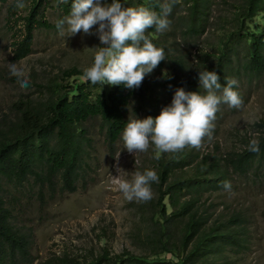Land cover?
Returning a JSON list of instances; mask_svg holds the SVG:
<instances>
[{
  "label": "rangeland",
  "instance_id": "1",
  "mask_svg": "<svg viewBox=\"0 0 264 264\" xmlns=\"http://www.w3.org/2000/svg\"><path fill=\"white\" fill-rule=\"evenodd\" d=\"M17 1L9 0L0 12V132L18 117V103L47 98L48 85L63 69L91 67L96 47L101 44L95 34L85 35L81 31L69 36L66 24L63 34L58 29L40 28L35 31L33 51L15 61L14 36L7 12L8 6ZM161 1L162 4L166 2ZM245 1L205 0L200 4L205 9V29L201 33H192L188 30L192 2L178 0L168 17L171 21L169 29L161 33L169 53L166 64L170 67L166 66L163 72L156 67L145 76L149 82H161L167 77L177 80L198 77L199 71L205 69V63H216L220 50L226 45L236 59L239 57L238 71L232 73L231 78L238 81L236 89L243 103L239 109L222 104L216 114L212 138L205 137L199 149L184 148L198 154L199 159L216 156L223 161L233 151L241 153L245 150L247 142L260 141L264 136V69L259 72L250 68L245 46L241 41H234L236 13ZM30 3L31 0H26L25 4L29 6ZM21 13L23 16L26 11ZM45 14L50 22H57L61 9L56 0H49ZM255 21L263 23V17L260 15ZM22 25L21 20L17 26L19 31ZM96 28L98 25L93 27V32ZM12 63L25 69L30 81L27 88H21L17 78L10 74ZM162 90L160 87L157 91ZM135 106L136 101L128 119L147 118L146 113L143 110L137 112ZM82 127L87 130L88 141L83 146L84 163L77 171L73 191L64 187L59 175L54 176L52 188L38 184L31 177L24 184L8 182L4 189V197L12 207V224L30 237L29 264H43L51 257L65 254L80 260L93 259L104 249L112 255L151 256L149 238L154 235V225L149 203L156 197V186L151 184V200L128 201L119 190L118 181H131L137 171L154 170L155 145L150 142L147 151L129 153L124 148L122 134L111 151L100 117L89 119ZM118 167L127 174L124 171L118 173ZM227 176L231 191H225L222 186L205 191L200 196L198 210L200 214L210 215L208 225H222L238 216L243 226L242 246L228 245L216 260L211 261L214 264H264V155L258 156L248 171L241 173L232 168ZM170 256V253L161 255ZM210 258H214L213 254ZM125 264L135 263L126 261Z\"/></svg>",
  "mask_w": 264,
  "mask_h": 264
},
{
  "label": "trees",
  "instance_id": "2",
  "mask_svg": "<svg viewBox=\"0 0 264 264\" xmlns=\"http://www.w3.org/2000/svg\"><path fill=\"white\" fill-rule=\"evenodd\" d=\"M8 1L0 0V12ZM56 1L61 9L58 20L70 15L73 0ZM204 1L191 0L189 32L201 33L205 29V9L200 5ZM18 2L20 0L9 5L7 12L14 36L15 61L33 51L37 29H57V22L52 23L46 18L49 0H31L29 6H26V0H22L25 9L17 8ZM111 2L107 0V3ZM121 3L133 8L148 7L158 14L162 11L161 0H121ZM22 10L26 11L23 16ZM260 15L263 23H256L255 18ZM236 18L234 41H241L245 46L250 68L261 72L264 69V0H246L237 10ZM21 20L23 25L19 31L17 26ZM146 35L156 47L164 49L165 60L157 66L163 72L168 66L169 53L161 33L153 26L146 30ZM239 60L226 45L220 50L216 63H205L203 68L215 70L220 77L219 82L224 85L225 78H231L232 73L238 71ZM104 83L93 85L85 79L84 70L77 66L63 69L48 85V97L18 103V117L4 132H0V264H29L31 256L29 235L12 224V207L4 197L8 182L24 184L33 177L38 184L52 188L54 176L59 175L64 187L73 191L77 171L84 163L83 146L88 141L87 130L82 124L93 117H100L112 151L126 128L127 115L134 101L137 112L143 110L147 117L155 118L163 107L171 105L178 88L186 92L204 91L199 88L197 76L179 80L167 77L161 82H149L144 78L138 88L131 90L124 85ZM160 87L163 90L157 91ZM247 143L249 145L250 142ZM259 147V153L250 152L248 147L241 153L233 151L223 161L216 156L199 159L198 154L187 149L162 152L159 159L155 154L154 171L159 181L153 182L156 197L149 203L154 225V235L149 238L153 257L129 253L112 255L111 251L104 249L93 259L80 260L65 254L51 257L43 264H125L126 261L135 264H214L211 260H216L228 245L242 246L243 226L238 216L222 225H208L210 215L200 214L198 210L200 196L228 181L227 174L232 168L244 173L254 165L258 156L263 157L264 136L260 137ZM164 253L171 256L161 257ZM212 254L214 258H210Z\"/></svg>",
  "mask_w": 264,
  "mask_h": 264
},
{
  "label": "clouds",
  "instance_id": "3",
  "mask_svg": "<svg viewBox=\"0 0 264 264\" xmlns=\"http://www.w3.org/2000/svg\"><path fill=\"white\" fill-rule=\"evenodd\" d=\"M176 3L178 0H166L158 14L144 6H124L126 3L122 4L121 0H112L110 4L107 0L103 3L101 0H73L70 15L58 20L56 28L63 34L66 24L69 36L81 31L85 35H98L103 46L96 47L94 64L84 70L85 79L93 85L106 82L104 84L124 85L131 90L138 88L145 76L165 60L164 49L152 43L146 30L153 26L159 33L168 30L171 24L168 17ZM16 7L23 9L25 4L20 0ZM96 25L98 28L93 32ZM9 70L21 88L28 87L30 81L24 68L12 63ZM198 79L203 93L178 88L171 105L163 107L157 117L129 120L122 135L124 148L129 153L145 152L151 142L159 159L162 152H179L186 146L199 149L205 137L211 139L220 106L227 104L239 109L243 101L235 90L238 88L235 79L225 78L226 83L222 85L215 70L199 71ZM248 150L259 153V141L252 139ZM117 171L124 170L118 167ZM158 181L154 170L137 171L131 181L120 179L118 188L128 201H149L153 198L151 184ZM221 186L231 191L230 181L221 182Z\"/></svg>",
  "mask_w": 264,
  "mask_h": 264
}]
</instances>
